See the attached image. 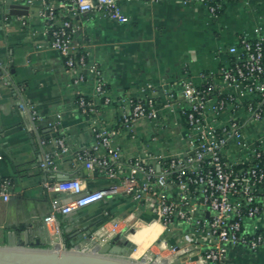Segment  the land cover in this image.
Masks as SVG:
<instances>
[{"label":"crops","instance_id":"crops-1","mask_svg":"<svg viewBox=\"0 0 264 264\" xmlns=\"http://www.w3.org/2000/svg\"><path fill=\"white\" fill-rule=\"evenodd\" d=\"M7 1L0 0V178H10L12 185L9 200L0 197V246L62 249L75 243L74 246L94 249L96 243L91 235L101 224L123 218L138 207L142 223L138 229H149L150 236L139 245L145 249L138 257L134 256L138 245L128 238L134 248L126 254L152 263L182 264L191 259V264H195L205 250L202 238L178 221L167 228L160 222L163 228L159 224L151 227L158 221L152 220L149 207L120 193L67 216L58 215L62 237L55 239L44 217L52 212L53 203L65 195L53 192L48 185L77 178L89 191L118 183L105 172L88 170L75 160L77 151L90 148L95 142L94 119L117 131L114 143L121 145V156L115 160V169L119 176L120 168L127 167L144 150L163 154L184 151V126L160 131L144 121L132 138L119 120L118 102L139 94L141 86L148 82L158 87L176 86L186 74L196 84H202L203 72L218 71L229 57L225 49L236 42L241 32L236 24L228 25V32H223L221 25L229 21L227 14L241 0L230 1L218 19L208 16L201 6L186 7L169 0L125 4L127 20L84 16L76 42L98 63L112 99L109 105L98 101L99 111L94 116L84 115L78 106V91L91 97L93 84L72 83L63 57L50 47L43 22L31 13L8 12ZM259 19L252 27L264 23L263 15ZM20 102L35 105L44 119L33 121L28 112L20 110ZM167 119L174 121L175 116ZM58 136L64 137L69 151L56 157L55 170H46L40 163L46 152L55 150ZM101 153H106L104 148ZM245 225L248 231L264 232V194L261 214L248 219ZM155 241L158 251L151 249L147 254L146 249ZM223 247L224 264H264V244L258 250L234 244ZM152 257L155 261H151Z\"/></svg>","mask_w":264,"mask_h":264},{"label":"built area","instance_id":"built-area-1","mask_svg":"<svg viewBox=\"0 0 264 264\" xmlns=\"http://www.w3.org/2000/svg\"><path fill=\"white\" fill-rule=\"evenodd\" d=\"M137 1L140 0H21L29 7V13L43 22L50 47L63 57L71 82L77 86L93 84L91 97L78 91V106L86 116L98 113V101L109 105L112 99L98 63L76 42L82 19L97 16L127 20L125 4ZM169 1L186 7L201 6L208 16L218 19L233 0ZM225 51L228 60L218 71L203 72L202 84L185 74L176 86L158 87L148 82L141 86L139 94L118 102L119 120L132 138L144 121L160 131L184 126V151L163 154L144 150L127 167L120 168L119 176L115 169V160L121 156V145L114 143L117 131L93 120L95 142L90 148L77 151L75 160L88 170L105 172L118 183L89 191L77 178L48 185L53 192L65 195L53 203L52 212L44 217L55 239L62 237L58 215L67 216L120 193L149 207L153 221L166 228L182 222L202 238L205 250L195 264H224V244L252 250L264 244V232L248 231L245 225L248 219L261 214L264 194V23L239 32L236 42ZM18 106L33 121L44 119L35 105L20 102ZM168 116H175L174 121L170 122ZM102 148L106 153H101ZM68 151L66 140L58 136L55 150L44 154L41 167L55 170L56 157ZM11 185L10 178H0V197L5 201L10 198ZM137 208L123 218L101 224L91 235L96 243L94 249L111 242L119 233L130 238L131 231L137 230L136 222L141 220ZM75 247L94 250L87 245Z\"/></svg>","mask_w":264,"mask_h":264},{"label":"water","instance_id":"water-1","mask_svg":"<svg viewBox=\"0 0 264 264\" xmlns=\"http://www.w3.org/2000/svg\"><path fill=\"white\" fill-rule=\"evenodd\" d=\"M7 11L16 15H28L29 7L23 3L7 1ZM15 9V10H11ZM67 201H70L68 199ZM135 233L134 230L131 231ZM42 248L28 246H0V264H164L135 259L126 254L134 244L119 233L102 247L94 250H80L74 246Z\"/></svg>","mask_w":264,"mask_h":264},{"label":"rangeland","instance_id":"rangeland-1","mask_svg":"<svg viewBox=\"0 0 264 264\" xmlns=\"http://www.w3.org/2000/svg\"><path fill=\"white\" fill-rule=\"evenodd\" d=\"M235 9L229 12L227 17H229L228 22L222 23L223 32H228V25L236 24L240 29L239 31H243V29H249L252 27L257 21H261L259 16H264V0H241L240 3H235ZM227 24V26L225 25ZM218 41V40H217ZM219 40L218 42H221ZM217 42V43H218ZM142 223L136 222L137 229L140 227ZM151 249H155L158 251L157 241H155L150 247L147 248L146 253L149 254ZM146 254V255H147ZM151 261H155V257L151 258ZM149 262L148 260H146ZM152 263V262H151Z\"/></svg>","mask_w":264,"mask_h":264},{"label":"bare ground","instance_id":"bare-ground-1","mask_svg":"<svg viewBox=\"0 0 264 264\" xmlns=\"http://www.w3.org/2000/svg\"><path fill=\"white\" fill-rule=\"evenodd\" d=\"M161 224L159 222H153L151 227H154L155 225ZM162 227V226H161ZM163 228V227H162ZM150 236V230L147 228L143 229H137V232L131 234L130 238L133 242H135L138 245L137 250L134 252V256L138 257V255L144 251L145 248L139 247V245L144 242L148 237ZM147 250V249H146ZM148 252V251H147Z\"/></svg>","mask_w":264,"mask_h":264}]
</instances>
